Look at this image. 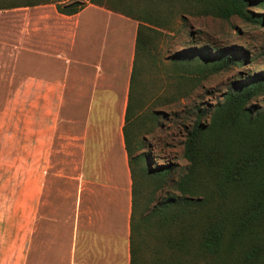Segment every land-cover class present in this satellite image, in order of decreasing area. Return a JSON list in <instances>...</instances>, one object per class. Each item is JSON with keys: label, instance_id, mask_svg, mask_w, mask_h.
<instances>
[{"label": "rangeland", "instance_id": "obj_1", "mask_svg": "<svg viewBox=\"0 0 264 264\" xmlns=\"http://www.w3.org/2000/svg\"><path fill=\"white\" fill-rule=\"evenodd\" d=\"M76 1L81 2L82 8L91 4L88 0ZM173 2L174 12L168 28L158 29L162 34L153 38L155 50L141 56L137 63L139 74L134 89L143 105L138 132L145 139L144 149L148 159L153 164L173 163L176 166L173 176L177 180L187 165L183 156L184 140L194 120L196 106L203 107L204 122L208 123L214 106L222 100L223 93L234 81L264 71V22L257 24L251 21L256 15H264V8L251 2L244 5L242 15L223 17L212 12H198L185 0ZM107 4L132 12L144 8L166 9V4L161 2L154 6L149 0H108ZM180 13L183 24L187 26L181 33ZM43 17L46 25H57L51 28L52 35L60 34L61 43L66 45L63 54L56 47L59 43L57 39L52 40L51 49L43 53L42 42L37 39L40 37L33 38L32 32H28L35 21L34 31L36 35L40 34L42 28L39 27L43 24L40 19ZM74 19V16L57 13L54 3L0 9V108L6 96L13 92L14 85L27 76L28 68L37 72L38 66L43 65L42 69L58 70L65 83L59 112L52 115L56 121L48 154L36 171L34 198L29 207H25L23 215L22 203L19 204L22 226L14 245L13 264H74L77 214L79 227L94 224L114 228L116 244L124 251L131 190L127 164L120 170L113 158L107 166V179L97 178L96 173L91 175L87 168L84 170L86 178L81 179L80 133L87 107L82 98L76 99L82 94L75 89L77 39ZM135 24L136 21L132 22L131 30ZM187 29L192 31L191 37L184 31ZM211 44L240 48L244 55L242 63L215 73H201L193 68L187 70L189 67L178 63L174 65L170 60L174 53L185 47L204 46L215 53L217 50L212 49ZM15 68L19 72L14 73ZM86 73L89 74V70ZM44 75L54 76L56 73ZM251 106L254 110L264 108V92L252 101ZM155 109L158 112L157 122L152 121L150 116L151 110ZM9 193L8 187L0 186V196L6 197ZM5 202L4 199L0 201V209H4ZM93 210L102 211L107 217L91 223L88 215ZM1 218L2 215L0 223ZM6 239L7 234H4L0 241L5 244ZM183 252L189 251H174L172 264H241L233 261V256L206 255L202 258L196 248L190 249L194 256ZM160 254L165 255L163 248ZM145 256L149 257L148 254ZM4 264H9V258Z\"/></svg>", "mask_w": 264, "mask_h": 264}, {"label": "trees", "instance_id": "obj_2", "mask_svg": "<svg viewBox=\"0 0 264 264\" xmlns=\"http://www.w3.org/2000/svg\"><path fill=\"white\" fill-rule=\"evenodd\" d=\"M88 1L137 22L122 125L131 178L130 264H172L175 250L189 251L183 254L194 256L191 248H196L202 258L233 256V261L241 264H264V108L254 110L251 106L264 92V71L234 81L214 106L208 123L204 122L203 107L196 106L184 140L187 165L175 180L173 163L153 164L148 159L145 139L138 132L143 105L134 89L139 74L137 63L141 56L155 50L153 38L162 34L158 29L168 28L174 2L149 0L154 6L166 4V9L132 12L108 5V0ZM185 1L198 12L223 17L242 15L244 5L251 2L264 8V0ZM46 3H54L63 15L82 9L76 0H0V9ZM179 17L181 33L187 26L182 13ZM251 21L261 24L264 15H256ZM184 31L192 36L190 29ZM210 47L217 51L212 53L204 46L185 47L170 60L201 73H215L242 63L240 48ZM150 113L151 120L157 122V110ZM162 248L164 256L160 254Z\"/></svg>", "mask_w": 264, "mask_h": 264}, {"label": "crops", "instance_id": "obj_3", "mask_svg": "<svg viewBox=\"0 0 264 264\" xmlns=\"http://www.w3.org/2000/svg\"><path fill=\"white\" fill-rule=\"evenodd\" d=\"M67 16L75 18V89L82 94L76 99L82 98L87 107L80 133L81 179L86 178L84 170L87 168L91 175L96 173L97 178L105 180L108 178L107 166L113 158L120 170L126 164L128 166L122 125L137 22L131 30L135 20L92 3ZM40 20L43 23L39 27L42 28L40 34L36 35L34 31L35 21L28 32H32L33 38L40 37L37 39L42 42L43 53H47L52 47V40L57 39L59 43L56 47L63 54L66 45L61 43L60 34L52 35L51 28L57 25H46L45 17ZM28 63L31 64V59ZM42 67L38 66L37 72L28 68L27 76L14 85L13 92L6 96L0 108V186L8 187L10 191L6 197L0 196V201L6 200L4 209H0L3 219L0 223V240L7 234L5 244L0 241V264H4L8 258L9 264H13L14 245L22 226L19 204L22 203L23 215L25 207L27 209L34 198L36 171L45 162L54 134L56 117L52 115L59 112L64 99L65 83L61 72ZM86 70H89V74ZM17 71L15 68L14 73ZM36 73L41 76H35ZM66 73L67 70L64 71ZM106 217L104 212L98 210L88 215L91 223ZM79 221L77 214L74 264H130L129 215L124 251L116 244L114 228L94 224L83 228V225L79 227Z\"/></svg>", "mask_w": 264, "mask_h": 264}]
</instances>
